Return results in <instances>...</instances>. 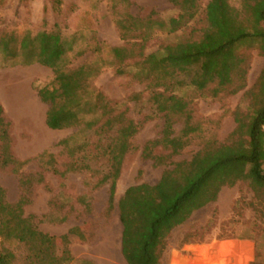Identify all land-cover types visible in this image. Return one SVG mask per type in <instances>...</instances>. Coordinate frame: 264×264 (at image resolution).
Instances as JSON below:
<instances>
[{"label":"rangeland","instance_id":"rangeland-1","mask_svg":"<svg viewBox=\"0 0 264 264\" xmlns=\"http://www.w3.org/2000/svg\"><path fill=\"white\" fill-rule=\"evenodd\" d=\"M209 0H197L199 14L186 28L171 32L170 18L179 10L168 0H0V105L9 122L10 153L18 162H26L19 172L12 166L0 168V187L8 202L15 203L24 194L21 175L43 173L42 184L34 183L24 207L25 216L32 217L36 228L47 235L59 237L76 231L83 242L58 245L57 251L43 258V264H127L120 253L121 224L117 203L125 190L138 184L154 185L163 167L152 166L140 157L142 145L160 136L163 119L155 115L150 100L152 79L146 77L141 62L144 57L164 46L179 41L197 39L203 27L204 8ZM239 8L241 0H228ZM138 18L142 24L138 32H131L127 40L121 38L116 22L127 17ZM157 20L164 25L147 29L145 41L132 36L146 29V21ZM196 30V31H192ZM58 31L70 42L63 66L72 70L90 65L99 71L89 80L90 91L100 93L108 101L118 103L127 117L139 124L132 139L133 150L122 162L117 181L115 203L107 211L108 185L99 179L107 168L94 160L90 153V172L71 173L61 178L55 175L40 156H53L55 167L63 171L68 162L60 142L70 147L93 143L96 137L82 126L51 130L45 124L48 106L41 102L38 90L49 86L52 72L26 59L20 52L25 35L34 37L41 32ZM9 48L5 51L3 44ZM113 48L136 50L137 58L119 65ZM237 53L245 59L244 88L230 90L211 97L193 89L156 88L175 94L187 104V114L194 133L190 142L173 160H189L210 142L228 144L236 128L235 113H246L251 99L247 93L254 89L264 68V56L258 45H241ZM124 73H117V69ZM183 118L174 124L176 134L183 129ZM159 154L160 150L154 152ZM264 190L254 192L247 182L224 187L215 202L194 211L165 239L160 255L161 264H251L259 245L264 255ZM21 261L32 247L15 241L3 244ZM233 245L235 257L222 256L219 249ZM70 250L71 260L64 263L62 250ZM73 255V257H72ZM117 259V260H116Z\"/></svg>","mask_w":264,"mask_h":264},{"label":"trees","instance_id":"trees-1","mask_svg":"<svg viewBox=\"0 0 264 264\" xmlns=\"http://www.w3.org/2000/svg\"><path fill=\"white\" fill-rule=\"evenodd\" d=\"M179 13L168 21L169 31L174 32L193 24L199 14L197 0H168ZM142 21L127 17L116 22L123 40L128 34L138 32ZM164 24L147 19L141 34L132 36L145 41L147 29ZM196 31V30H192ZM197 39L179 41L143 56L137 62L142 65L146 77L152 80L150 100L155 115L163 119L160 136L145 142L140 151L144 161L154 167H163L154 185L138 184L128 187L117 203L121 224L120 253L127 264H161L160 255L165 239L177 226L183 224L194 211L216 201L224 187L247 182L254 192L264 190V68L253 90L247 93L251 102L246 113H235L236 128L228 144L210 142L189 160H173L184 150L194 129L190 125L186 102L175 94L156 88L193 89L201 95L210 93L216 97L230 90L236 93L244 88L245 59L237 53L241 45H258L264 56V0H241L239 8L228 0H209L204 8L203 27ZM3 48L8 51V44ZM20 52L26 59L46 67L52 72L49 86L38 90L41 102L48 106L45 124L51 130H63L82 126L96 137L93 143L70 147L60 142L68 162L64 170L55 167L53 156L44 165L53 174L64 178L71 173L90 172L88 162L105 164L107 170L99 179L108 185L107 211L114 208L117 181L124 157L133 150L132 139L139 131V124L127 117L118 103L108 101L100 93L90 91L89 80L99 73L90 65L72 70L63 66L65 55L71 50L70 42L58 31L41 32L31 37L25 35L20 42ZM119 65L136 59V50L113 48ZM117 73H124L117 69ZM183 129L176 134L174 124L183 118ZM159 149L160 153L155 154ZM92 154L89 156V154ZM26 162H18L10 153L9 122L0 105V168L12 166L19 172ZM43 173L21 175L24 194L15 203L7 201L0 187V264H43V258L57 251L58 245L83 242L85 238L69 231L61 237H53L39 231L30 216H25L31 186L42 184ZM264 221V211H262ZM78 237V238H77ZM15 241L32 247L18 262L15 254L3 244ZM236 248L228 245L219 249L222 256L235 257ZM64 263L71 260L68 250L61 252ZM251 264H264L261 247L256 245V255Z\"/></svg>","mask_w":264,"mask_h":264},{"label":"crops","instance_id":"crops-1","mask_svg":"<svg viewBox=\"0 0 264 264\" xmlns=\"http://www.w3.org/2000/svg\"><path fill=\"white\" fill-rule=\"evenodd\" d=\"M59 237H61V236H59ZM69 251V253H70V250H68ZM72 253V252H71ZM71 253H70V256H71ZM72 257H73V255H72Z\"/></svg>","mask_w":264,"mask_h":264},{"label":"bare ground","instance_id":"bare-ground-1","mask_svg":"<svg viewBox=\"0 0 264 264\" xmlns=\"http://www.w3.org/2000/svg\"><path fill=\"white\" fill-rule=\"evenodd\" d=\"M117 260V259H116Z\"/></svg>","mask_w":264,"mask_h":264}]
</instances>
